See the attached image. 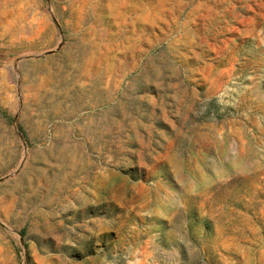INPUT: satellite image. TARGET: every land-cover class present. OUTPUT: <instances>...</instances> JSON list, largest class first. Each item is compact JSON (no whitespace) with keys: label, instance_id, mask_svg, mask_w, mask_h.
<instances>
[{"label":"rangeland","instance_id":"rangeland-1","mask_svg":"<svg viewBox=\"0 0 264 264\" xmlns=\"http://www.w3.org/2000/svg\"><path fill=\"white\" fill-rule=\"evenodd\" d=\"M0 264H264V0H0Z\"/></svg>","mask_w":264,"mask_h":264}]
</instances>
